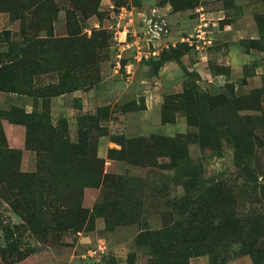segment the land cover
Listing matches in <instances>:
<instances>
[{
	"label": "rangeland",
	"instance_id": "obj_1",
	"mask_svg": "<svg viewBox=\"0 0 264 264\" xmlns=\"http://www.w3.org/2000/svg\"><path fill=\"white\" fill-rule=\"evenodd\" d=\"M168 1L0 0V264H264V0Z\"/></svg>",
	"mask_w": 264,
	"mask_h": 264
},
{
	"label": "crops",
	"instance_id": "obj_2",
	"mask_svg": "<svg viewBox=\"0 0 264 264\" xmlns=\"http://www.w3.org/2000/svg\"><path fill=\"white\" fill-rule=\"evenodd\" d=\"M208 1L209 2H207V0H202L195 7H186L182 9H175L171 1H168L161 7L167 21L169 22V24H171V26L173 25L172 27H174L173 29H175L176 37H178L179 34H182L184 30L189 31L192 28H195V30H197L198 26L202 29L204 25L211 23V20L209 19L210 17L208 19L204 16L202 18H199L200 15H212L211 17L215 18V15L218 14V21H222L226 17V12L228 9H220V11H218L219 13L208 11L205 6L210 5L214 2L212 0ZM240 1L241 0H236V4L238 5ZM256 7L260 8V13H264V2H260V4H257ZM248 19L249 18H247L246 16L241 15L237 18V22L226 23L223 30H221L222 35L224 34L226 36V40L230 42L239 41L243 38L248 37V35H250L251 38H257L256 29L251 26ZM232 50L229 56L231 59L229 62L230 65L238 66L239 64H245L250 60V58L248 57V53L242 52V48L237 47Z\"/></svg>",
	"mask_w": 264,
	"mask_h": 264
},
{
	"label": "trees",
	"instance_id": "obj_3",
	"mask_svg": "<svg viewBox=\"0 0 264 264\" xmlns=\"http://www.w3.org/2000/svg\"><path fill=\"white\" fill-rule=\"evenodd\" d=\"M172 3H174V0H172ZM188 7H190L188 5ZM182 8H186L182 7ZM179 8V9H182ZM4 73V69L0 68V75ZM13 113L16 115L17 118H19L20 122L25 123V125L27 126L28 130H29V125H34L36 124L37 120L42 121V118L44 119V115L42 114H33V113H26L24 111H21L20 109H13ZM75 148H82L83 146L80 144L79 146H74Z\"/></svg>",
	"mask_w": 264,
	"mask_h": 264
},
{
	"label": "built area",
	"instance_id": "obj_4",
	"mask_svg": "<svg viewBox=\"0 0 264 264\" xmlns=\"http://www.w3.org/2000/svg\"><path fill=\"white\" fill-rule=\"evenodd\" d=\"M104 251L103 246L100 244L97 248H92L88 252V256L90 257H97Z\"/></svg>",
	"mask_w": 264,
	"mask_h": 264
}]
</instances>
